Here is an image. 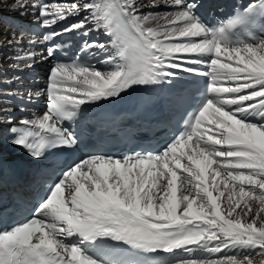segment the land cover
I'll use <instances>...</instances> for the list:
<instances>
[{"label": "snow or ice", "instance_id": "1", "mask_svg": "<svg viewBox=\"0 0 264 264\" xmlns=\"http://www.w3.org/2000/svg\"><path fill=\"white\" fill-rule=\"evenodd\" d=\"M29 6L42 28L76 18L45 41L93 29L108 37L85 40L73 60L51 67L46 89L28 93L47 95L42 115L16 125L0 107V137L33 159L78 142L63 122L84 105L171 82L177 71L201 74L186 64L204 63L210 80L184 130L160 152L93 155L62 171L30 217L0 227V264H255L257 257L264 264V0L219 25L205 22L197 0H16L13 9ZM161 6L172 10L144 11ZM7 43L21 46L9 67L30 70L37 53L23 45L39 38L13 33ZM97 50L104 70L85 59ZM201 250L236 255L192 257ZM159 252L171 259L150 256Z\"/></svg>", "mask_w": 264, "mask_h": 264}, {"label": "bare ground", "instance_id": "2", "mask_svg": "<svg viewBox=\"0 0 264 264\" xmlns=\"http://www.w3.org/2000/svg\"><path fill=\"white\" fill-rule=\"evenodd\" d=\"M22 2L28 3L29 5H31L32 3H34V0H22ZM54 2H62V0H54ZM141 3L147 4L149 3V0H140ZM16 3V0H0V17H4L8 19V22H12V24L14 26H17L16 23L19 21L21 24L22 23H29L30 20H34L35 16V11L34 9H32L30 6L27 8H20L19 10H14L13 9V5ZM165 9V7L161 6L159 8H145L144 11H152V12H164L163 10ZM65 21H76V18H69ZM65 21H61L59 23H64ZM30 26V25H28ZM40 26V24H35L31 25V32H27V33H33L36 37H38L40 39V35L38 32H36V28ZM91 27V26H89ZM20 28L22 30L27 29L25 24H22V26H20ZM14 27L11 26H1L0 25V71L1 74L4 76V78H6L7 81H15L16 80V75L18 73H20L19 71H15L14 69L10 68L9 65L13 62L12 61V57L10 56L8 53L14 51V53L17 55L18 53H21V47L19 45L16 44H8L7 41L12 39V34L14 33ZM95 30V29H94ZM95 33L97 34V38L98 37H102L103 41L102 42H106L108 40V37H106L102 31H98L95 30ZM17 34V33H16ZM18 35V34H17ZM96 38V40H97ZM40 44L37 43V46L39 47L41 45V39H40ZM25 50H32L35 51L33 48H31V46H29L28 44L25 45L23 47ZM41 51L37 52V58H36V62L34 64V66L32 68H34L35 71H41L40 74H43V81L45 83V85L47 84V80H48V75H49V71L51 69L52 66L49 65L45 54H44V49L43 48H39ZM36 52V51H35ZM40 53H42V55H40ZM104 59V55H102L100 57V59L95 63V66L100 69V70H104L105 66L102 64V60ZM31 68V69H32ZM33 71V70H32ZM37 71V72H38ZM186 73L185 71H177V76L176 78L172 79L171 82H164L162 84L171 86L173 88H178L179 86H181L182 84H184L187 79H186ZM34 73H32V75L30 76V81H25L26 86H24L23 89L19 88L18 85L16 83H10V84H4V83H0V90L3 91H12V92H16L17 95L15 97H11L8 96V98L6 97H2V101H4L7 105L4 106V104H0V107H7L11 109V115L13 118V122L19 120L18 115H17V109H19L20 107H29L32 108V104L34 103V101L38 100L39 97L33 96L31 100H29L28 95L26 93H35L38 90H42L44 89V86L41 84H32L30 82L34 81L37 79V75H33ZM39 74V73H38ZM41 77V76H40ZM32 80V81H31ZM1 81H5V80H1ZM37 81V80H36ZM39 81V80H38ZM18 83V82H17ZM20 94V95H18ZM44 109L43 108H32V113H36L38 115H42L44 113ZM8 125H5L4 128H6ZM10 158L16 159L18 158L23 164L27 165V167L29 168H37L38 164L41 163V161L37 160V159H33L31 156H29L26 153L23 154H16V155H11ZM215 194V193H214ZM223 199V198H222ZM177 255L179 256H183L185 258H187L189 256L188 253L185 252H178ZM236 255L235 251L232 250H223L221 253H210L207 251H197L195 253L192 254L193 258H199V259H213V260H218V259H222L224 256H233ZM242 258V257H238ZM171 256L170 254H162L161 255V260H170ZM255 264H260V260L255 261Z\"/></svg>", "mask_w": 264, "mask_h": 264}, {"label": "rangeland", "instance_id": "3", "mask_svg": "<svg viewBox=\"0 0 264 264\" xmlns=\"http://www.w3.org/2000/svg\"><path fill=\"white\" fill-rule=\"evenodd\" d=\"M35 1V0H34ZM34 16H35V14H34ZM6 20H7V22H8V19L7 18H5ZM5 19H2V17H0V25L1 26H11V27H14V33H17L18 35L21 33V32H24L21 28H20V26H22V24H25L26 25V27L28 28V30H27V32L29 31V32H31V25H34L35 26V24H38L37 22H35V18H34V20L32 19V20H30V22L29 23H20L19 21L16 23V25L17 26H14L13 24H12V22H10L9 21V24L7 25V24H4V23H6V20ZM28 25H30V26H28ZM16 27H19V29H17ZM26 32V33H27ZM31 34V33H30ZM33 34V33H32ZM0 35H1V33H0ZM39 41H40V39H39ZM38 44H40V42L38 43ZM25 45H27V43H24V45H23V47L25 46ZM37 45V44H36ZM30 46V45H29ZM21 47V46H20ZM31 48H33V46H31ZM35 51H36V53L37 52H39V51H41L42 52V50H40L39 48L38 49H35V48H33ZM10 56H15L16 54L14 53V51H12V52H9L8 53ZM40 55H42V53H40ZM1 70V69H0ZM33 70V71H32ZM38 71V70H37ZM35 71L34 70V68H32V69H30V70H25V71H23V72H20V73H18L17 75H16V77H19L20 79L19 80H15V81H13L12 83H16L17 85H18V87L19 88H21V89H23L24 88V86H26V85H28V84H26V80L27 81H30V76L32 75V73H34L33 75H37V81L36 80H34V81H32V82H30V83H32V84H41V82L43 81V75H44V73L43 74H40L41 73V71ZM39 73V74H38ZM41 76V77H40ZM15 77V78H16ZM1 80H6V78H4V76L1 74V71H0V81ZM39 80V81H38ZM18 82V83H17ZM27 95H28V93H26ZM18 95H20V94H18ZM6 98H8V97H6ZM0 100H2V97H0ZM4 104V106H6L7 104L6 103H3ZM257 260H260V258L259 257H257Z\"/></svg>", "mask_w": 264, "mask_h": 264}]
</instances>
